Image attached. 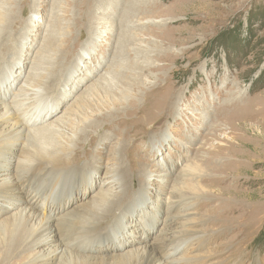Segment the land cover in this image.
I'll return each instance as SVG.
<instances>
[{
	"label": "rangeland",
	"instance_id": "rangeland-1",
	"mask_svg": "<svg viewBox=\"0 0 264 264\" xmlns=\"http://www.w3.org/2000/svg\"><path fill=\"white\" fill-rule=\"evenodd\" d=\"M0 16V101L45 129L27 149L0 126V188L42 195L53 264H264V0H0ZM1 239L0 264H50L39 237L11 257Z\"/></svg>",
	"mask_w": 264,
	"mask_h": 264
},
{
	"label": "bare ground",
	"instance_id": "bare-ground-1",
	"mask_svg": "<svg viewBox=\"0 0 264 264\" xmlns=\"http://www.w3.org/2000/svg\"><path fill=\"white\" fill-rule=\"evenodd\" d=\"M1 18H3V17H1ZM15 19H16V17L15 18L13 17V20L12 21L10 20V21L13 23ZM3 23H4L5 26L8 24V22H7V24H5V22H3ZM105 26L106 27L107 26L110 27V25H107V24ZM1 32H2V30H1ZM101 33H103V32H101ZM103 78L105 79V81H109V79H110L109 76H103ZM27 87H28V85H27ZM29 87H31V86H29ZM27 92H28V90H27ZM18 104H19V102H18ZM0 105H2L1 106L2 108H0V110H2V113L0 114V126H4V128H5V130H4L5 132L4 133H6V135L15 136L14 142L16 140H18V138L21 139L23 137H26L27 139H26V142H24V145H25L24 148L29 149L30 139L32 140V137H34L37 133L39 134L41 131L43 132V130H45V129L44 128H39L38 127L39 125L38 126L36 125L38 128L37 127L34 128V129L33 128H30L28 131H25L24 133H22V131L24 130V128H21V130H19V128L21 127L20 125H23V124L17 120V118H16V116L14 115L13 112H9L8 111L9 105H7V103L4 104L3 101H0ZM27 110L29 111V108L28 107H27ZM52 114H54V110L53 109L47 115L50 117ZM44 126H46V125H44ZM15 149H17V146L14 148V150ZM7 150H8V152L6 154H4L0 158V172H1L0 175L3 176L4 179H9L8 178V174H10V168H8V165H11L12 160H13L12 159V156H11L12 154L9 153L10 148L7 147ZM7 154H9V155L7 156ZM14 156L16 157V163L17 162H22V164L23 163H29V164H32L33 163L32 160L30 159L31 155H29V154H27V155H25L23 157H20L16 153V154H14ZM20 158H22V159H20ZM76 158H78V157H76ZM39 160L40 159H38V161ZM25 167L27 168V166H25ZM14 177H17V175L14 176ZM43 179H44L43 177H41L39 179H36V182L35 183H37V184H35V183L34 184L39 189H41L44 193H47V194H50L51 195L52 192H49L50 190L48 191V189H47L48 187H46L43 183H41L43 181ZM22 181L23 180H22L21 177H18L15 180H14V178H13V180H6V181L4 180V187L3 188H0V208H2V211L3 212H10L13 208H18L19 209V211L14 214L13 218L10 217V219H7L8 222H6V223L3 222V224L0 225V237L2 238L1 239L2 240V247H1L2 256H4V257H11L15 253L22 252L23 248H25V246H24L25 242L24 241L26 240V238H28L29 233H30L31 235H35L36 237H39L37 243L41 242V245H45V246L48 245L47 248H45L41 252H39V255H38V257L36 256V259H40L41 258L42 260H47V261L49 259L50 260L49 261L50 264H53L54 263L53 261L55 259L62 258L61 254L63 253L64 249L60 248V245L61 244L59 245V243H57V242L54 243L55 242L54 235H53L54 234V231H53L52 227L50 226L51 218H49L47 216V214L46 215H41V214H38V212H37V208H38L37 207V203L39 202L38 201L39 199H42L43 198L42 195L40 193H38V192L35 193V194H28V195H26L25 192L22 191L19 188V185L22 184L21 183ZM113 181H114L113 183H116V182L118 183L119 182V181H117V179H113ZM67 183H72L71 182V179H69L67 181ZM67 183L66 182H63V187L66 186ZM117 187H118V185H117ZM50 188H51V186H50ZM106 196H102V198L103 199H107ZM47 200H50V198H47ZM54 201H55L54 198H52V202H54ZM50 208H51V206L49 204L47 210H49ZM80 216H82V218L81 219H78L76 221V224H74L72 226L73 228L76 227L75 229H73L72 232L77 233V228H79V226H80L79 225L80 224V221L79 220H83L85 218L84 215H80ZM19 220L20 221L25 220L26 225H28V227L29 226H31V227L28 228L26 226L28 229L22 228V225H19L18 224V221ZM34 223H35V225L38 224V226H40V227H38V226L35 227ZM26 230H29L28 231L29 232L28 235H25V232L24 231H26ZM72 237L74 238V235H72ZM52 241H54V242L52 243ZM70 241H72V240H69V238L66 240L67 243H69ZM149 252H151V251H149ZM69 253H70V251H69ZM145 259H147V261L145 260V263L147 262L146 264H154L155 263L154 262V258H152V256L150 257V255H148V257L145 258ZM141 261H143V259ZM164 263H166V262H164ZM63 264H68V263L66 262V263H63Z\"/></svg>",
	"mask_w": 264,
	"mask_h": 264
}]
</instances>
